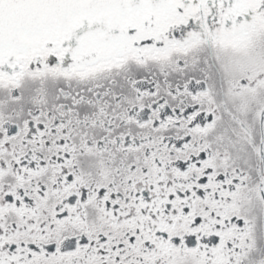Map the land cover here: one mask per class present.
I'll return each mask as SVG.
<instances>
[{"label":"snow or ice","instance_id":"6c2138e0","mask_svg":"<svg viewBox=\"0 0 264 264\" xmlns=\"http://www.w3.org/2000/svg\"><path fill=\"white\" fill-rule=\"evenodd\" d=\"M0 264H264V0H0Z\"/></svg>","mask_w":264,"mask_h":264}]
</instances>
